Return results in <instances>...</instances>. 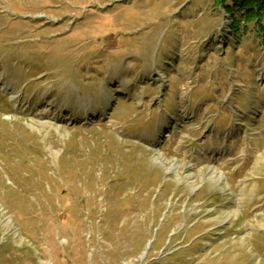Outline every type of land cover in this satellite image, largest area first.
I'll return each mask as SVG.
<instances>
[{"label":"rangeland","instance_id":"374dc122","mask_svg":"<svg viewBox=\"0 0 264 264\" xmlns=\"http://www.w3.org/2000/svg\"><path fill=\"white\" fill-rule=\"evenodd\" d=\"M234 0H0V264H264V43Z\"/></svg>","mask_w":264,"mask_h":264},{"label":"trees","instance_id":"16d2710c","mask_svg":"<svg viewBox=\"0 0 264 264\" xmlns=\"http://www.w3.org/2000/svg\"><path fill=\"white\" fill-rule=\"evenodd\" d=\"M224 2V0H221ZM227 9L234 15V11L241 12L239 17L232 18L230 31L240 37L247 33L252 24H255L261 31L262 42L264 43V0H234L227 4Z\"/></svg>","mask_w":264,"mask_h":264}]
</instances>
